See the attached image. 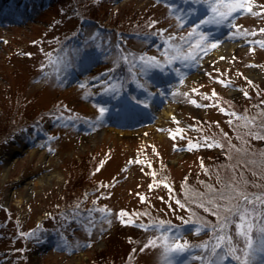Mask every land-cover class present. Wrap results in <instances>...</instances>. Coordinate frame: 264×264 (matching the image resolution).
Wrapping results in <instances>:
<instances>
[{
    "label": "rangeland",
    "instance_id": "rangeland-1",
    "mask_svg": "<svg viewBox=\"0 0 264 264\" xmlns=\"http://www.w3.org/2000/svg\"><path fill=\"white\" fill-rule=\"evenodd\" d=\"M12 1L0 0V264H161L162 248L140 251L161 234L144 226L188 219L174 199L214 225L185 199L190 190L242 176L248 192H264V141L245 134L264 122V15L240 9L200 24L212 13L198 0ZM249 6L261 12L264 0ZM200 34L218 46L197 49L194 61L174 58ZM67 36L81 44L47 59ZM79 59L86 65L73 72ZM58 112H67L63 122ZM233 112L256 121L241 127ZM209 139L223 147L204 146ZM189 142L200 146L189 151ZM193 227L177 228L196 245L215 243L211 228L194 235ZM258 253L251 264H264ZM190 257L172 261L195 264Z\"/></svg>",
    "mask_w": 264,
    "mask_h": 264
},
{
    "label": "snow or ice",
    "instance_id": "snow-or-ice-1",
    "mask_svg": "<svg viewBox=\"0 0 264 264\" xmlns=\"http://www.w3.org/2000/svg\"><path fill=\"white\" fill-rule=\"evenodd\" d=\"M203 2L208 4L212 17L210 19L201 20L200 24H221L240 9H243L245 12L253 16L264 15V10L261 12H253V8L249 6L251 0H203ZM261 7L264 9V6ZM198 27L199 25H197V28ZM196 32L197 29L193 28L191 32L187 34V37L191 38ZM260 32L264 33V29H260ZM255 34L256 33H252V35ZM181 39H185V37H181ZM206 39L207 37L200 34L198 41L189 45L191 51H188L187 54L182 57L174 58L194 61L198 58L197 49L206 52L215 49L218 46L215 43L210 46H205L204 41ZM257 43H259L261 47H264V42L258 41ZM221 59H223V57H221ZM217 82L221 84L224 83L223 81ZM248 83H251V81H248ZM217 95L218 94L215 91L212 92L213 97H216ZM244 95L247 96V93ZM203 98L208 99L207 96ZM192 103L195 104L196 101H192ZM213 106L219 107L218 104ZM220 111L226 112V109L220 108ZM101 113H103V109H101ZM259 115L262 120H264V112ZM231 116L236 120L241 121L242 123L240 126L244 128H250V126L256 121V117L248 119L246 116H237L235 112L231 113ZM229 123L231 124L232 120H229ZM256 127L262 131L252 132L250 130L245 134L249 135L254 140L264 141V122L256 125ZM224 135L226 136L227 134ZM172 138H175V136ZM199 146L200 145L198 144H192L189 142L188 150L191 151ZM204 146L223 147L220 143H207ZM201 166L203 167V165ZM218 182L221 184L220 189L205 185V192L200 193L190 190V192L185 195V199L189 200L191 204L217 218V222L214 225H210L207 221L201 220L199 217L193 219L194 214L191 213V210L185 205V203H182L181 200L174 199L173 197L174 203L180 209L189 212V218L182 222L194 226L190 229L192 234L199 235L206 228H211L213 230L215 243L209 244L205 241L200 245H193L187 239H184L179 232L170 235L174 228L170 221L159 220L152 225L144 226L154 228L161 234L155 239H150L140 251L155 247L162 248L161 264H173L172 257L174 254L189 252L191 249L197 247L202 251L207 249L209 255L206 257L194 255L191 256L190 259H203L204 264H222L225 256L236 261V264H251L252 258L256 252L264 253V192H248V182H245L242 176H233L227 180L218 177ZM164 187L168 188L171 194L172 189L170 186L164 184ZM149 190H152V185H149ZM141 200L143 202L144 198L141 197ZM101 211H103V209H101ZM120 215L124 216L127 214L122 212ZM230 224H234L236 230L232 234H225V229ZM253 233H255V236H253ZM233 236H235L237 240H243L244 246L242 248L238 249L234 246ZM225 245H227V247H225ZM217 250L220 251L218 252ZM237 251L241 254L237 255ZM185 264H187V261Z\"/></svg>",
    "mask_w": 264,
    "mask_h": 264
},
{
    "label": "trees",
    "instance_id": "trees-1",
    "mask_svg": "<svg viewBox=\"0 0 264 264\" xmlns=\"http://www.w3.org/2000/svg\"><path fill=\"white\" fill-rule=\"evenodd\" d=\"M32 1H35L36 2V0H32ZM15 3V0H13L12 1V5ZM10 4H11V2H10ZM12 8L13 7H11V10H12ZM91 19V18H90ZM88 19H86V20H84L83 22H86ZM93 22V24H92V27H94L95 28V32H98V31H100V29L102 28V25L100 24V22L99 21H97V20H93L92 21ZM73 34V33H72ZM71 34V35H72ZM62 40H60L59 41V45L58 46H56V47H54V48H51V49H49L47 52H46V57H47V59H50L53 63H57V60H58V58H60V52L62 51H59L61 48H63V47H65V46H76L77 44H74L75 42H72L71 43V40L69 39V36H67L66 38H61ZM81 43V41L79 42V44ZM78 44V45H79ZM79 61L80 62H78L77 63V65H75V67H73L72 68V71L73 72H75V70L79 67L80 69H82L83 68V66L84 65H86V62H87V60H86V62H85V64L83 63V60H81V59H79ZM69 68H71V66H69V65H66V68L64 67V71H65V69H68L69 70ZM65 109H67L68 111H70L69 110V108H65ZM224 109H226V107H224ZM226 111L228 112V109H226ZM76 112V111H75ZM63 113H67V112H58V113H56V114H54L55 115V117L57 118V120L59 119V121L60 120H62L64 117H66ZM67 119V118H66ZM248 119H250V118H248ZM60 122H63V121H60ZM256 127V126H255ZM257 130V129H256ZM260 130V129H259ZM261 131V130H260ZM209 141H210V143H216L215 141H213L212 139H209ZM245 157V156H244ZM244 157H242V158H244ZM245 160L247 161L248 159H247V157H245L244 159H243V162H245ZM186 205H187V201H183ZM188 206V205H187ZM197 217V216H196ZM135 224H138V225H144V224H142L141 222H135V221H133ZM154 222H156V221H153V222H148V223H146L147 225H152ZM255 223V222H254ZM173 226H174V228H173V230L175 231V232H178V226L180 225V224H184L183 222H181V223H171ZM207 229V228H206ZM208 229H210V228H208ZM253 236H255V233H253ZM198 240H200V239H197V240H195V241H198ZM205 241H207L208 243H209V241L208 240H200L199 242H205ZM191 244H193V245H196L194 242H190ZM210 244V243H209ZM191 254V256H194V255H197V256H202V257H206V256H208L209 254H208V252H207V249H205V250H201L200 248H193V249H191V251H189V252H185V253H181L180 255H183V254ZM225 259H226V261H228L230 264H236V261H234V260H232L231 258H229L228 256H225ZM193 262H196L195 264H204V260L203 259H201V260H194Z\"/></svg>",
    "mask_w": 264,
    "mask_h": 264
},
{
    "label": "bare ground",
    "instance_id": "bare-ground-1",
    "mask_svg": "<svg viewBox=\"0 0 264 264\" xmlns=\"http://www.w3.org/2000/svg\"><path fill=\"white\" fill-rule=\"evenodd\" d=\"M230 46L229 45H226V44H224V45H222V46H220L219 47V50H228V48H229ZM10 160H12V156H11V154H10V156H9V158H7V160H6V167L8 166L7 164H8V162L10 163ZM40 181V180H39ZM261 259V258H260Z\"/></svg>",
    "mask_w": 264,
    "mask_h": 264
}]
</instances>
